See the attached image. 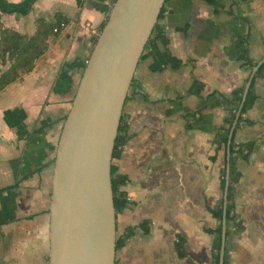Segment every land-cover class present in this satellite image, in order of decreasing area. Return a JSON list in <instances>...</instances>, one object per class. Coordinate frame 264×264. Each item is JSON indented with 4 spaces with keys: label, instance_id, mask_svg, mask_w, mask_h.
Wrapping results in <instances>:
<instances>
[{
    "label": "crops",
    "instance_id": "1",
    "mask_svg": "<svg viewBox=\"0 0 264 264\" xmlns=\"http://www.w3.org/2000/svg\"><path fill=\"white\" fill-rule=\"evenodd\" d=\"M29 1L0 0L1 21L29 34L38 17L54 21L60 12L68 21L35 68L0 92V264H49L58 141L84 71L78 61L90 56L111 2L34 0L24 12ZM159 26L169 43L151 35L123 107L130 137L114 164L127 175L129 203L117 212V235L131 234L116 264H214L210 230L220 223L214 211L224 204L226 165V148L215 142L227 114L219 93L248 76L244 52L264 56V0H168ZM255 89L245 114L254 123L235 133L237 142L257 141L237 161L229 264H264V78Z\"/></svg>",
    "mask_w": 264,
    "mask_h": 264
},
{
    "label": "water",
    "instance_id": "2",
    "mask_svg": "<svg viewBox=\"0 0 264 264\" xmlns=\"http://www.w3.org/2000/svg\"><path fill=\"white\" fill-rule=\"evenodd\" d=\"M166 0H114L65 118L54 162L49 264H116L113 151L136 67ZM250 68L226 146L218 264H225L231 143L252 80Z\"/></svg>",
    "mask_w": 264,
    "mask_h": 264
},
{
    "label": "trees",
    "instance_id": "3",
    "mask_svg": "<svg viewBox=\"0 0 264 264\" xmlns=\"http://www.w3.org/2000/svg\"><path fill=\"white\" fill-rule=\"evenodd\" d=\"M167 1L168 0H166L165 3ZM33 2L34 0H30L29 2H27L24 12H28L30 10V8L33 5ZM111 2L113 4L114 0H111ZM165 3L161 9L159 18L154 26L152 34L158 33V36L162 38L163 42L165 44H168L169 40L165 36V34L161 33L160 31L161 29L159 26V20L165 12ZM56 17L57 19L54 21L48 20L45 17H38L36 19V30L32 34L24 33L13 26H7L0 19V92L6 86L19 79L24 73L30 72L35 68L37 59L42 54H44L48 49L50 36L53 34H57V32L61 31V29L64 27L63 24L66 25L68 21L67 16H65L63 13L57 12ZM107 17L108 14L106 15V19L100 25L98 29V33H95L94 35L92 49L96 43L100 31L102 30L107 20ZM55 27H58V31L54 30ZM88 58L78 62H80L81 66L85 67ZM241 58H243L244 60V66L246 69H250L257 62V60H254L249 56L247 51L242 54ZM170 61L174 67L179 66V64L181 63V59L173 55H171ZM258 77L264 78V63L258 68L252 80L250 89L248 91L242 111L239 115L238 122L236 124L234 135L232 138L231 154H230V183H229L228 204H227L228 224L234 216L233 199L235 194V185L241 177V170L237 165V161L240 157L247 158L250 155V153L253 151L257 141V138H252L244 142H237L235 139V133L237 128L241 125L242 122L248 124L254 123V120L250 119L245 114L258 98V93L256 92L255 89V82ZM246 80L247 77L244 79V82L242 84L233 88L230 92L219 93L227 114L225 116V124L220 128V130L217 132L215 137V142L217 143V147L223 146L226 148L227 146L230 127L237 115L240 101L244 93ZM215 92L216 91H214V93ZM46 123L47 122L42 121V125L38 129L41 130L42 126L46 125ZM129 137L130 134L128 132V123L127 120L125 119L124 114L122 113L118 134L115 141L114 151H113V159L120 157L122 155L124 145L128 141ZM225 174H226V165L223 169V177L221 181L223 189L225 186ZM126 182H127V175L119 171L113 162L112 184L114 190V201L117 212H121L129 203L128 194L126 190L122 188V185H124ZM17 185H18V181L14 182L11 185L3 187L2 189L15 187ZM223 201L224 200L222 198V204ZM214 215L220 220V223L215 228L210 230L211 232L216 234L212 248H213L214 264H218L220 248H221L223 207L221 206L218 210H215ZM130 234L131 231L130 229H128V231L122 236L119 237L117 236V248H119L124 244L125 240ZM176 249L180 257H185L187 255V251L185 249V238L182 237L181 235L179 237V240L177 241ZM225 264H229L227 247L225 253Z\"/></svg>",
    "mask_w": 264,
    "mask_h": 264
},
{
    "label": "rangeland",
    "instance_id": "4",
    "mask_svg": "<svg viewBox=\"0 0 264 264\" xmlns=\"http://www.w3.org/2000/svg\"><path fill=\"white\" fill-rule=\"evenodd\" d=\"M111 6H112V2H110V5H109V11H110ZM96 33H98V30L96 31ZM115 160H116V159L114 158V159H113V162H114ZM177 237H180V236H177Z\"/></svg>",
    "mask_w": 264,
    "mask_h": 264
},
{
    "label": "built area",
    "instance_id": "5",
    "mask_svg": "<svg viewBox=\"0 0 264 264\" xmlns=\"http://www.w3.org/2000/svg\"><path fill=\"white\" fill-rule=\"evenodd\" d=\"M63 25H65V24H63ZM54 30H55V31H58V27H55ZM178 240H179V237H177V241H178Z\"/></svg>",
    "mask_w": 264,
    "mask_h": 264
}]
</instances>
